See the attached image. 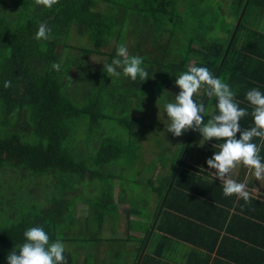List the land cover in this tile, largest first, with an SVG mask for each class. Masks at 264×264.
Instances as JSON below:
<instances>
[{
	"label": "trees",
	"instance_id": "trees-1",
	"mask_svg": "<svg viewBox=\"0 0 264 264\" xmlns=\"http://www.w3.org/2000/svg\"><path fill=\"white\" fill-rule=\"evenodd\" d=\"M260 9L264 0H59L50 9L0 0V264L34 226L65 244L69 264H76L73 249L84 247L90 264L98 245L128 243L103 235L107 228L114 234L118 211L106 169L123 151L109 122L132 132L146 116V99L154 105L189 66L222 79L239 71L263 53L264 35L247 25ZM40 23L50 29L47 39L35 37ZM216 25L222 36L213 37ZM120 45L146 56L148 79L104 72ZM92 140L99 146L94 155L85 147ZM160 213L159 206L152 228H160ZM150 232L135 247L134 264L146 257ZM107 247L98 264L108 263Z\"/></svg>",
	"mask_w": 264,
	"mask_h": 264
},
{
	"label": "crops",
	"instance_id": "crops-1",
	"mask_svg": "<svg viewBox=\"0 0 264 264\" xmlns=\"http://www.w3.org/2000/svg\"><path fill=\"white\" fill-rule=\"evenodd\" d=\"M247 19L249 27L264 35V9L257 11L256 16L248 15ZM258 47H262L260 50L263 53L251 55L250 60L239 64V71L227 74L225 79L220 78L236 92L235 99L249 113L251 107L245 100L246 92L258 88L264 93V39ZM178 92V86L164 87V104ZM202 94L201 90L196 99L203 100ZM204 104L208 111L215 112V101L211 98L206 96ZM166 118L165 113L164 125L161 123L158 127L145 116L132 132L123 130L128 131L129 140L141 141L139 149L149 156L153 149L148 143L145 146L143 138L147 139V132L153 126L164 130L166 143H172L174 135L167 132ZM204 119L206 121L208 117ZM240 125L241 128L252 127V116L243 117ZM200 138L198 132L191 130L173 138L177 141L166 149L164 162L147 171L146 182L150 189H142L140 195L133 189L134 182L128 184L124 181L123 173H127L128 169L127 165L118 163L120 155L113 159L117 172L112 175V195L118 204L117 214L113 217L117 219V228L114 234L107 228L104 236L130 238V241L114 244L110 248L105 244L98 245L92 250L94 256L90 264H98V258L106 247L110 249L107 264H134L132 255L135 247L139 246L148 229L151 232L143 250L147 258L141 264H264V180H256L251 170L238 164L230 178L237 182L246 181L251 201L245 203L235 195L225 197L219 179H213V174L209 172L215 170L209 169L206 164V159L216 151L213 147L216 140L206 141L201 147ZM253 142L260 147L259 154L264 162V140L254 138ZM128 164L135 163L129 159ZM158 189L161 190L160 196ZM159 206L160 228H152ZM73 254L76 264H85L84 247L74 249Z\"/></svg>",
	"mask_w": 264,
	"mask_h": 264
},
{
	"label": "clouds",
	"instance_id": "clouds-1",
	"mask_svg": "<svg viewBox=\"0 0 264 264\" xmlns=\"http://www.w3.org/2000/svg\"><path fill=\"white\" fill-rule=\"evenodd\" d=\"M58 2L59 0H34L36 6L49 9ZM49 32L50 29L40 23L35 37L38 40L47 39ZM116 56L118 58L111 64H104V72L111 78L124 76L133 82L138 78L142 82L150 77L147 69L142 66V57L129 55L126 46L120 45ZM52 68L60 71L57 63H53ZM174 83L179 92L163 106L167 116V132L176 137L189 130L198 132L201 147L206 141L215 139L213 147L216 151L206 159L208 168L215 171L209 172L213 174V179H219L225 197L235 195L245 203H250L251 195L246 181L237 182L230 178V174L239 164L251 170L256 180H264L260 147L253 142L254 138L264 140V93L258 88H251L246 92L245 100L251 107L249 113L247 108L240 107L235 99L236 92L231 86L214 76L207 67L189 66L176 76ZM10 86L11 81L4 82V87ZM201 90L215 101V112L208 111L205 104L196 99ZM249 114L253 118V126L241 128L240 120ZM205 116L208 117L206 121ZM23 237L24 242L9 251L7 264H69L65 244L60 239L51 241L43 227H29L23 232Z\"/></svg>",
	"mask_w": 264,
	"mask_h": 264
},
{
	"label": "rangeland",
	"instance_id": "rangeland-1",
	"mask_svg": "<svg viewBox=\"0 0 264 264\" xmlns=\"http://www.w3.org/2000/svg\"><path fill=\"white\" fill-rule=\"evenodd\" d=\"M220 25L214 28V30L212 31L213 33V37H219L222 36V31L220 30ZM218 34V35H217ZM72 43V42H71ZM107 50H111L112 49V45H109L106 47ZM134 56H140L142 57V59H145L146 56L145 55H134ZM90 60H99L100 57L99 56H89ZM178 94V93H175ZM174 94V95H175ZM164 99H166L164 97V92L160 93L158 97H156V101H154V105L151 103V101L148 100V98L146 99V102L144 103V108L149 106L148 111H146V116L148 118L149 121H152L154 124H156L159 127V124L163 123L164 125ZM151 104H150V103ZM129 103V102H128ZM129 105V104H128ZM137 114H141L142 110H136ZM147 121V120H146ZM147 121V122H149ZM110 121V125L109 128H111V131L113 133L112 137H114L115 139H119L121 141V143H119L123 148L124 151L122 154H120V156L117 158V161L119 164H125L127 165L126 168L128 169L127 173H123V179L126 183H132L134 182L135 184L132 183L133 189L135 191L138 192V194L140 195V191L144 188L146 189H150V186L147 185V178L148 176H146V173L148 170L153 169L156 164L160 163V162H164V153L166 152L167 148H170V146L175 143L177 140L176 136H174L173 139L172 138V143L171 144H167L166 143V139H164V130H162L161 128H158L157 126H153L152 130H148L146 138L143 140H145V146L148 143L149 146L153 149L152 150V155H145L144 150H140L139 147L141 145V141L138 140H129L130 136L128 134V131H124L122 126H120L117 122H113ZM157 122V123H155ZM80 137H82L83 135H79ZM96 139V138H95ZM86 149H89L90 151L93 152V155L96 153V151L99 149L98 145H95V141L92 140L89 143H87V145H85ZM131 153H132V158H131ZM140 153V154H139ZM129 159L131 161H134L135 164H128L129 163ZM98 164H96L95 166H92L93 170L97 171ZM108 166H110V170L106 169L108 171V173L110 175H114L117 171L114 170V167L116 166V163L112 160V162L110 164H108ZM99 181L95 178L92 180H87V183L89 184V186L87 184H85L83 186L84 189H88L90 187L93 186L94 183H98ZM145 190V189H144ZM103 235H105V233H103ZM81 248V247H80ZM74 250V249H73ZM66 255V252H65ZM67 256V255H66Z\"/></svg>",
	"mask_w": 264,
	"mask_h": 264
},
{
	"label": "water",
	"instance_id": "water-1",
	"mask_svg": "<svg viewBox=\"0 0 264 264\" xmlns=\"http://www.w3.org/2000/svg\"><path fill=\"white\" fill-rule=\"evenodd\" d=\"M243 15V14H242Z\"/></svg>",
	"mask_w": 264,
	"mask_h": 264
}]
</instances>
